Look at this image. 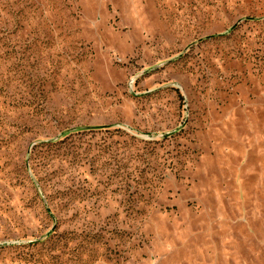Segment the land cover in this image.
<instances>
[{"label": "rangeland", "instance_id": "obj_1", "mask_svg": "<svg viewBox=\"0 0 264 264\" xmlns=\"http://www.w3.org/2000/svg\"><path fill=\"white\" fill-rule=\"evenodd\" d=\"M0 264H264V0H0Z\"/></svg>", "mask_w": 264, "mask_h": 264}]
</instances>
